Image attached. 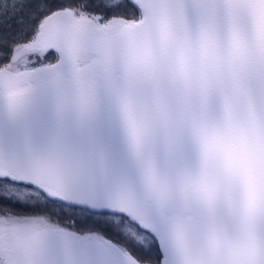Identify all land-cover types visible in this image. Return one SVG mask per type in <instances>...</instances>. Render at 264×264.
<instances>
[{
  "label": "snow or ice",
  "instance_id": "snow-or-ice-1",
  "mask_svg": "<svg viewBox=\"0 0 264 264\" xmlns=\"http://www.w3.org/2000/svg\"><path fill=\"white\" fill-rule=\"evenodd\" d=\"M0 264H264V0H0Z\"/></svg>",
  "mask_w": 264,
  "mask_h": 264
}]
</instances>
